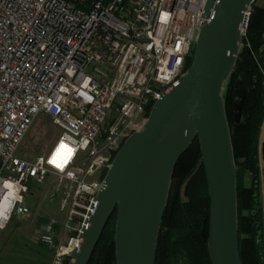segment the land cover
<instances>
[{"label": "built area", "instance_id": "1", "mask_svg": "<svg viewBox=\"0 0 264 264\" xmlns=\"http://www.w3.org/2000/svg\"><path fill=\"white\" fill-rule=\"evenodd\" d=\"M205 2L0 0V229L30 214L33 184L51 174L62 218L46 220L38 239L50 264H72L102 173L186 69ZM39 113L59 132L26 158L19 147ZM257 164L262 180L264 158Z\"/></svg>", "mask_w": 264, "mask_h": 264}, {"label": "water", "instance_id": "2", "mask_svg": "<svg viewBox=\"0 0 264 264\" xmlns=\"http://www.w3.org/2000/svg\"><path fill=\"white\" fill-rule=\"evenodd\" d=\"M256 0H206L191 63L151 105L100 180L72 264H87L115 212L116 264H155L157 239L180 156L198 138L209 196L207 248L212 264H243L238 243L236 161L225 92L241 51L246 10ZM264 49V44L262 46ZM247 87L237 78L232 117L238 122Z\"/></svg>", "mask_w": 264, "mask_h": 264}, {"label": "trees", "instance_id": "3", "mask_svg": "<svg viewBox=\"0 0 264 264\" xmlns=\"http://www.w3.org/2000/svg\"><path fill=\"white\" fill-rule=\"evenodd\" d=\"M244 47L225 92L237 175L238 243L243 264H264V226L260 199L257 141L264 116V3L253 4ZM191 57L186 62V68ZM247 87L241 117H232V90L237 78ZM198 138L175 166L157 239L155 264H212L207 248L209 196ZM105 172L102 173V177ZM115 212L108 220L87 264H116Z\"/></svg>", "mask_w": 264, "mask_h": 264}, {"label": "rangeland", "instance_id": "4", "mask_svg": "<svg viewBox=\"0 0 264 264\" xmlns=\"http://www.w3.org/2000/svg\"><path fill=\"white\" fill-rule=\"evenodd\" d=\"M255 4L262 5V0H256ZM58 132L50 119L39 113L24 136L19 150L26 158H33L49 148ZM60 200L61 192L56 190L55 176L48 174L42 183L33 184L32 192L27 197L30 214L14 217L0 229V263L9 253L22 259L23 264L49 262L51 251L39 241L38 233L46 220L62 218Z\"/></svg>", "mask_w": 264, "mask_h": 264}, {"label": "crops", "instance_id": "5", "mask_svg": "<svg viewBox=\"0 0 264 264\" xmlns=\"http://www.w3.org/2000/svg\"><path fill=\"white\" fill-rule=\"evenodd\" d=\"M263 3H264V0H262V4ZM257 150H258V156L264 158V116H263V120H262L260 129H259ZM260 199H261V206H262V212H263V226H264V179L260 180ZM10 254L11 253L6 254L7 258H4V260H2L0 264H23L22 259H19L17 256L16 257L11 256ZM47 264H50V259Z\"/></svg>", "mask_w": 264, "mask_h": 264}, {"label": "bare ground", "instance_id": "6", "mask_svg": "<svg viewBox=\"0 0 264 264\" xmlns=\"http://www.w3.org/2000/svg\"><path fill=\"white\" fill-rule=\"evenodd\" d=\"M59 152V151H58ZM57 154V153H56Z\"/></svg>", "mask_w": 264, "mask_h": 264}]
</instances>
